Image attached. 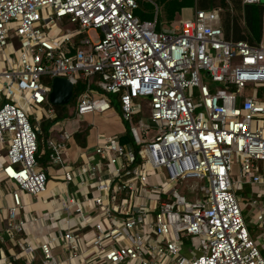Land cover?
I'll use <instances>...</instances> for the list:
<instances>
[{
  "label": "built area",
  "instance_id": "1",
  "mask_svg": "<svg viewBox=\"0 0 264 264\" xmlns=\"http://www.w3.org/2000/svg\"><path fill=\"white\" fill-rule=\"evenodd\" d=\"M136 8L0 0V264H264V206L250 199L246 212L237 194L243 183L264 185V23L251 43L224 37L218 8L160 29ZM55 76L73 88L88 81L75 97L79 117L117 96L137 149L99 135L97 161L62 165L66 182L79 177L95 193L60 196L50 217L25 210L23 196L46 189L37 137L41 118L56 117ZM189 178L207 180L204 201L179 192Z\"/></svg>",
  "mask_w": 264,
  "mask_h": 264
},
{
  "label": "crops",
  "instance_id": "2",
  "mask_svg": "<svg viewBox=\"0 0 264 264\" xmlns=\"http://www.w3.org/2000/svg\"><path fill=\"white\" fill-rule=\"evenodd\" d=\"M156 6V5H155ZM157 8V6H156ZM195 10L194 4L187 5L182 7L176 16L175 20H169V25H176L181 19H186L192 16L193 11ZM155 18L157 15L155 14ZM154 19V18H153ZM152 19V20H153ZM108 119L113 121V125L110 127H103L100 123L99 117L106 116ZM88 125L89 130L85 138V145L81 146L76 143L74 133L77 132L82 125ZM41 125V123H40ZM125 130L123 121L121 117L116 114L113 108H110L104 112H96L91 114H85L78 118H63L62 121H57L54 125H51L48 128V134L44 136V148L47 149L49 155L52 153L54 156H57L59 162H53L50 157L48 164L44 167V171L47 175V184L46 189L41 193V199L43 203L36 200H28L29 196H23L25 203V210L33 213L47 214L52 217L54 214L59 212L58 210V200L60 196L66 194H72L73 192L79 193L84 191L85 194L91 196L95 193L94 187H82L80 178L74 177L70 182H66L62 178V165L64 163L71 162L74 165H83L87 162L94 163L97 161V156L92 152V148L96 143L97 137L99 135L105 136H118ZM64 132L67 134V138L64 137ZM91 155V156H90ZM90 156V158H88ZM104 161H102V169L104 168ZM51 196H54L55 204L51 201V204H48ZM82 196V195H81ZM29 202V203H28ZM59 216H62L59 214ZM61 218V217H60ZM48 223V220L46 221ZM46 226H41L37 230V235L41 236L47 232ZM60 249L55 250L56 253H59ZM12 252L16 250H11ZM34 264H40L38 257L34 261Z\"/></svg>",
  "mask_w": 264,
  "mask_h": 264
},
{
  "label": "trees",
  "instance_id": "3",
  "mask_svg": "<svg viewBox=\"0 0 264 264\" xmlns=\"http://www.w3.org/2000/svg\"><path fill=\"white\" fill-rule=\"evenodd\" d=\"M170 2H175L176 10H180L182 7L187 5L194 4L196 9H209V8H218L220 15V24L223 28L224 37L231 38L232 40H246L249 42H256L262 33L263 23H264V5L259 4H248L243 3L242 0H169ZM153 3L159 8L158 1L153 0ZM153 4V5H154ZM152 6L149 4L146 7V2L143 0H137V8L134 10V14L139 20L151 21L153 14L151 13ZM158 12V11H157ZM169 11L165 10L163 15H159L160 19H165L169 21L170 14ZM168 18V19H167ZM158 20V15L156 21ZM87 80L78 81L73 88V98L69 102L72 106L75 105V97L82 91L87 84ZM106 97L110 100L112 108L113 106L119 109L118 98L117 96L107 94ZM54 106V105H53ZM56 110V118L52 120H43L41 122V134H38V147L36 154V162L42 167H45L49 161V152L44 148V139L41 138V135L46 136L48 134V128L51 126V123L56 122L57 120L66 118V105H56L54 106ZM123 121V120H122ZM126 124V123H125ZM127 126V124H126ZM89 126L82 125L81 128L74 133V138L76 143L81 146L85 145V138L88 134ZM119 142L121 144H131L137 149L134 145L131 135L127 129L118 135Z\"/></svg>",
  "mask_w": 264,
  "mask_h": 264
},
{
  "label": "rangeland",
  "instance_id": "4",
  "mask_svg": "<svg viewBox=\"0 0 264 264\" xmlns=\"http://www.w3.org/2000/svg\"><path fill=\"white\" fill-rule=\"evenodd\" d=\"M143 1L146 2V7H148L149 4L152 6L150 9L152 10L151 13L153 14V18H155L154 17L155 14L158 15L157 29H160L163 26H168L169 23L172 22L171 20L176 19L178 10H176L177 8L175 9V6H176L175 2L173 3V2H170L169 0H156V1H158V6H159V8L158 7L156 8L155 4L153 3V0H143ZM165 10L169 11L168 14H170L169 19L171 22H168L165 19L159 18V15H163ZM67 27L69 28V27H71V25L69 24V26H67ZM90 35H94V32H90ZM95 79L96 78L93 79V83H96ZM204 80H205V82H208L207 78H204ZM46 83L49 84V80L46 81ZM145 103H146V101L145 102L142 101V104H141L142 110L140 112V116L143 119H147L148 113H149L148 106ZM113 110L116 114H118L120 116V110L116 109L114 106H113ZM38 116H40V114H38ZM78 117L79 116L74 111V105L72 106L71 104L68 103L66 105V118L65 119H67V118H69V119L78 118ZM43 120H52V119L41 118V122ZM60 120L62 121V119H60ZM99 120H100V123L103 127H110L111 125H113V121L111 119H108L107 115L99 117ZM57 121H59V120H57ZM56 122L51 123V125H54ZM123 125H124V128L127 129L125 122H123ZM40 131H41V126H40ZM41 138L44 139V135H41ZM35 169H43L44 170V167H42L40 164L37 163V166H35ZM236 176H237V172L234 174L233 178L236 179ZM47 182H46V187L48 186ZM206 184H207V180L205 178L201 179L200 181H196V180L189 178L183 182V186H181L179 188V192L181 194H183L185 196L186 200H188V201H195V200L204 201L205 198L202 197L203 191L201 190V188L203 186H205ZM41 193L42 192L38 193L35 196L28 195L29 196L28 200H36V201H40L41 203H43L42 200H39V199H41V197H40ZM237 194L240 197V205L243 208V210L246 212L250 211V204H249L250 199H256V200L260 201L262 203V205L264 206V185L243 183V184H241V188L237 191ZM54 200H55L54 196H51L48 204H51L50 202L51 201L53 202ZM26 204H27V202H26ZM53 204H55V202H53ZM36 214L41 215V213H36ZM250 220H251V218H250ZM248 227H249V230H250L252 236L255 239H260V241L262 242L263 237L260 236V228L258 227V225L253 224L252 222H249ZM35 233L37 234L36 230H35Z\"/></svg>",
  "mask_w": 264,
  "mask_h": 264
},
{
  "label": "water",
  "instance_id": "5",
  "mask_svg": "<svg viewBox=\"0 0 264 264\" xmlns=\"http://www.w3.org/2000/svg\"><path fill=\"white\" fill-rule=\"evenodd\" d=\"M73 97V84L67 78L55 76L50 82L48 101L50 104L67 105Z\"/></svg>",
  "mask_w": 264,
  "mask_h": 264
}]
</instances>
